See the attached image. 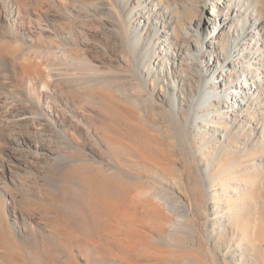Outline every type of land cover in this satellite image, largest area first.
I'll return each mask as SVG.
<instances>
[{
	"label": "rangeland",
	"instance_id": "1",
	"mask_svg": "<svg viewBox=\"0 0 264 264\" xmlns=\"http://www.w3.org/2000/svg\"><path fill=\"white\" fill-rule=\"evenodd\" d=\"M161 1L186 20L197 19L206 0ZM36 3L0 0V264H264V107L255 100L250 117L243 113L233 121L221 106L231 91L219 87L203 64L198 76L209 80L214 90L208 101L214 103L196 110L195 72L191 65L179 68L173 50L162 45L161 19L158 27L144 22L149 6L139 8L142 17L129 28L135 52L128 64L145 90L110 73L122 64L102 34L107 14L83 24L92 41L86 49L65 43L55 50L64 43L49 33L16 37L13 28L21 26L5 15H17V5L34 13ZM128 4L137 11L135 1ZM58 11L48 13L64 29ZM241 62L215 63L216 75L232 79L244 68ZM47 64L69 79L48 89L59 114L56 126L33 116L40 104L29 79ZM95 67L111 75L90 80ZM173 73L178 102L169 113L164 95ZM41 92L39 84L36 96ZM24 105L30 114L16 118ZM64 131L71 144L58 135ZM14 137L43 146L44 154L23 145L18 166L9 165ZM9 169L17 171L14 182L6 178Z\"/></svg>",
	"mask_w": 264,
	"mask_h": 264
},
{
	"label": "bare ground",
	"instance_id": "2",
	"mask_svg": "<svg viewBox=\"0 0 264 264\" xmlns=\"http://www.w3.org/2000/svg\"><path fill=\"white\" fill-rule=\"evenodd\" d=\"M134 1L138 7L137 11L128 4ZM217 1L218 2H216V0H206L204 3L201 1L203 10L198 14L197 19L185 18L186 20H184V18H176L173 14L174 12L164 3L165 1L162 2L161 0H37L35 4V6L37 5V9H35L34 13H25V11L23 12L21 7L17 5V15H14V13L8 16L5 15V19L7 20L8 18V21L18 23L19 26H21V30L13 28V34L16 35V37L20 36L36 40L42 36V34L49 33L54 39L57 38L58 41L60 40L64 43L63 45L58 42L59 46H57L55 50L65 49V43L78 49H86L90 47L92 41L88 37V30L83 28V24L96 15L107 14L109 15V19L106 21L103 20L102 34L109 41L114 54H120V57L115 54L114 60L122 64L118 68V65L115 66L116 68L114 67L113 71L110 69L112 77L117 81L119 80V82L130 80L147 90L146 85L140 84L141 79L139 75L133 71L132 65H129L128 62L135 52V46L130 36V24H134L142 17L138 14L139 8L143 7L146 9V7L149 6L151 7V17H146L144 22L158 27V25L161 26L159 22L161 19L162 23L165 24L163 25L162 31V45L173 50V60L175 64H178L179 68L191 65L195 72L193 76L197 78V90L196 97L191 101L192 106L195 107L196 110H200L202 107L213 105L211 103L213 100H208L210 97L209 91L212 92L214 89H212L209 80L201 82L198 76V73L202 71L203 64H205L206 69L211 71L212 77L218 79L219 87H226L231 91V96H228L227 101L223 100L221 106L226 108L228 113L233 116V121H236L240 114L243 113V117L246 119L250 117L251 113L248 110L252 109L251 111H253L255 100L259 102V105L264 107V0ZM44 3L47 4V8L43 5ZM207 4L211 5V10L209 12L205 10L204 13L203 11ZM42 5L45 11L41 12L39 8L44 9ZM54 7L60 11L63 19L66 21L67 26L64 29H58L53 24L55 20L54 14L50 15L48 12L53 10ZM203 15L207 16V23L206 21L204 23V19L202 18ZM26 25L27 27H24ZM32 26H35L34 29ZM166 29H171V31ZM202 32H206L205 37L200 38ZM102 48L107 50L105 46ZM236 56H240L239 62L242 61V65L244 61L246 62L245 65H243L244 68L237 73H231L232 79H230V77L228 80L222 78L220 75L223 72H219V74L216 75L215 63L218 64L220 68H222V66L236 67L239 63L238 60L234 61ZM51 66L52 64L45 65L40 75L37 76V79H29V85L33 91V97H37L40 104L37 108L38 112L33 116H39L47 124L56 126V123L59 121V118L56 120V116L58 117L59 114L58 110H53V107L49 104L48 89L51 86L55 87L66 84L69 82V79H65V75L61 71ZM89 70L91 76L90 80H100L104 78V75L105 77L106 75H111L107 73L108 70L106 74H103L96 67L90 68ZM183 71L184 69H182V72ZM174 76L176 77V73H173L174 84L169 87V89H171L170 92L164 95V100L168 102L170 107L169 111L167 110L169 113L172 112L171 109H175L176 103L178 102L175 95V79L178 80V78L176 77L174 79ZM240 79L245 82L244 85L239 83ZM261 80H263V82ZM235 81H238V83L234 84L233 82ZM39 84L45 89V92H41L40 96H36V88H38ZM126 84L128 83L126 82ZM179 84H181V89L184 90L183 82ZM233 90H235V92ZM245 90L249 93H246ZM147 94L149 95L150 93L147 91ZM150 100H154L153 96H151ZM215 103L217 106L220 105V103ZM237 106L238 108H235ZM29 114V107L24 105L15 114V117L24 119ZM204 120L206 121L208 119L204 118L203 121ZM203 126L206 127L207 125L203 124ZM59 134L65 143L71 144V137H68L66 131L58 132V135ZM23 145L33 154H44L42 153L44 152L43 146H40L38 149L37 146L26 142V140L20 137H14V139H11L9 151L7 153L9 165L18 166V163H16L19 161L18 153H21V150H23ZM46 156H54V159L59 158L57 154H46ZM30 166L31 165H27L26 168H30ZM117 170L120 171L118 168ZM120 172L124 174V172ZM5 173H7L5 174L6 178L14 182V176L15 173L17 174V171L13 175L11 169H9V174L8 171H5ZM202 175L204 177V183L206 184L205 170H202ZM225 219H229V217Z\"/></svg>",
	"mask_w": 264,
	"mask_h": 264
}]
</instances>
